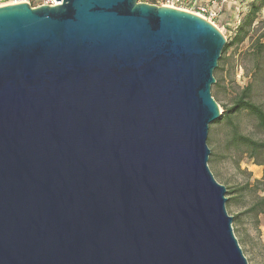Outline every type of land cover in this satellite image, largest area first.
I'll return each mask as SVG.
<instances>
[{"label":"water","instance_id":"water-1","mask_svg":"<svg viewBox=\"0 0 264 264\" xmlns=\"http://www.w3.org/2000/svg\"><path fill=\"white\" fill-rule=\"evenodd\" d=\"M56 1L0 7V264H250L209 166L224 33Z\"/></svg>","mask_w":264,"mask_h":264},{"label":"rangeland","instance_id":"rangeland-1","mask_svg":"<svg viewBox=\"0 0 264 264\" xmlns=\"http://www.w3.org/2000/svg\"><path fill=\"white\" fill-rule=\"evenodd\" d=\"M139 1L158 6L173 4L171 0ZM192 1L181 0L175 6L197 13L191 4ZM253 1L229 0L226 3L230 9L223 12L221 0L215 5L217 7L220 5L218 10L220 9L222 14L211 21L224 33L227 43L234 42L238 26ZM261 21H264V10L251 28L246 40L241 44L233 43L229 51L225 55L222 54L219 60L221 70L214 73L218 84L216 89H212V93L220 106L222 116L210 126L208 145L213 162L209 163V166L218 182L231 188H236L246 182L254 183L263 178L264 167L259 164L260 159L251 160L246 153L231 145V128L224 117L225 109L231 107L235 97L250 84L253 86L252 100L264 107V59H261L259 64L254 59L258 42H264V23H260ZM222 58L223 61H221ZM234 122L242 134L255 139L263 138V134L257 128V121L251 114L243 112L234 117ZM259 194L264 195V191ZM227 209L231 216L243 212L242 205L238 203H232ZM233 227L249 263L264 264V216L261 217V224L258 227L247 218H243Z\"/></svg>","mask_w":264,"mask_h":264},{"label":"trees","instance_id":"trees-1","mask_svg":"<svg viewBox=\"0 0 264 264\" xmlns=\"http://www.w3.org/2000/svg\"><path fill=\"white\" fill-rule=\"evenodd\" d=\"M31 5L35 7L36 3L32 2ZM262 10H264V0H254L251 3L249 11L238 26L234 42H228L226 44L223 51L224 55L229 51L233 43L241 44L246 40L251 28L260 17ZM260 23H264V21ZM254 59L257 61V64L260 63L261 59H264V42H258ZM221 61H223V58ZM219 70H221L220 64L215 73ZM217 84L218 81L212 89H216ZM252 89V84L246 86L240 94L235 97L231 107L225 109L224 117L231 128V145L238 147L242 152L246 153L247 157L251 160L260 159L259 164L264 167V107L252 100ZM243 112L251 114L256 119L257 128L263 134L262 139H255L240 132L238 126L234 122V117ZM211 162H213V156H210L209 163ZM225 187L227 189V207L231 206L232 203H238L243 207V212L232 216L233 225L238 224L243 218H247L252 220L258 227L261 224V217L264 216V195L259 194V192L264 191V170L261 180H256L254 183L246 182L236 188Z\"/></svg>","mask_w":264,"mask_h":264},{"label":"built area","instance_id":"built-area-1","mask_svg":"<svg viewBox=\"0 0 264 264\" xmlns=\"http://www.w3.org/2000/svg\"><path fill=\"white\" fill-rule=\"evenodd\" d=\"M171 1L173 2V4H166V6L184 10L180 7L175 6V4L179 3L181 0H171ZM228 1L229 0H221V2L223 4L228 2ZM32 2L36 3L35 7H39L42 5H56V4H58L56 0H0V7L1 6H7V5H13V4H19V3H29L31 5ZM217 4H218L217 0H211V1H209V3H207L205 5L204 4L198 5L194 8L197 12L195 14H197V15L205 18V19H206V17H209V19H207V20L212 22L211 20L215 19L220 13L219 10H216L214 8V5H217ZM189 12H192V11H189ZM192 13H194V12H192Z\"/></svg>","mask_w":264,"mask_h":264},{"label":"crops","instance_id":"crops-1","mask_svg":"<svg viewBox=\"0 0 264 264\" xmlns=\"http://www.w3.org/2000/svg\"><path fill=\"white\" fill-rule=\"evenodd\" d=\"M209 1H211V0H193L192 1V6H193V8H195L196 6H198V5H202V4H207V3H209ZM220 6V5H219ZM219 6L217 7V6H215L214 5V8L216 9V10H218V8H219ZM222 7H223V10H222V12L223 11H228L230 8H229V5L226 3V4H222ZM219 11H220V13H219V17L221 16V14H222V12H221V10L219 9Z\"/></svg>","mask_w":264,"mask_h":264}]
</instances>
